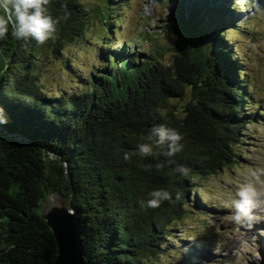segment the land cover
Instances as JSON below:
<instances>
[{
  "label": "trees",
  "instance_id": "obj_1",
  "mask_svg": "<svg viewBox=\"0 0 264 264\" xmlns=\"http://www.w3.org/2000/svg\"><path fill=\"white\" fill-rule=\"evenodd\" d=\"M187 1L188 9L181 2L168 15L178 25L163 27L176 35L170 61L160 44L110 52L115 47L109 35L123 24L126 0H105L102 10L83 0H49L48 10L59 21L53 39L38 45L9 33L0 40V264H55L58 245L41 208L51 195L76 207L87 264H188L180 252L177 262L170 259L174 226L194 206L204 211L191 195L198 182L238 161L235 146L245 139L253 103L252 83L226 32L238 24L225 18L221 2ZM95 18L106 27L99 42L109 51L101 52L104 65L52 93L40 79L48 52L61 57ZM70 60L67 69L75 65ZM162 123L183 133L181 153L143 160L153 165L150 171L138 167L134 155L124 159ZM158 162L164 163L160 170ZM176 164L187 165L189 175L174 173ZM155 187H167L173 200L141 208Z\"/></svg>",
  "mask_w": 264,
  "mask_h": 264
},
{
  "label": "rangeland",
  "instance_id": "obj_2",
  "mask_svg": "<svg viewBox=\"0 0 264 264\" xmlns=\"http://www.w3.org/2000/svg\"><path fill=\"white\" fill-rule=\"evenodd\" d=\"M212 1V0H209ZM91 9L102 10L105 0H83ZM129 8L120 16L123 24L113 27L112 43L114 50L128 47L133 51H146L160 44L165 61H170L171 46L175 34L167 28L177 26V21L168 18L175 12L177 4L183 2L188 9L187 0H126ZM188 2V3H187ZM201 2V1H200ZM227 20H233L238 28L227 29L229 43L239 54L244 65L246 79L252 83L248 89L253 104L245 116L244 140L235 146L237 162L215 175L200 180L198 190L191 195L197 199L202 213L192 206L191 214L174 226L176 238L171 239L174 253L188 256V264H264V205L253 209V219L237 223L231 219V209L225 205L230 200L235 187L242 181L256 178L264 182V0H213L220 3ZM198 4V3H197ZM238 6V9L234 8ZM110 20V19H109ZM93 25V26H92ZM100 18L89 25L83 39L68 43L62 56L49 51L44 60L41 81L52 93L70 89L78 83L79 76L87 75L99 65L105 53L99 44L100 37L106 33ZM149 38H148V37ZM134 37L145 41L137 45L131 43ZM101 52L103 53L101 56ZM106 55V54H105ZM74 61L66 68L67 59ZM240 155V158H239ZM198 197V198H197Z\"/></svg>",
  "mask_w": 264,
  "mask_h": 264
},
{
  "label": "clouds",
  "instance_id": "obj_3",
  "mask_svg": "<svg viewBox=\"0 0 264 264\" xmlns=\"http://www.w3.org/2000/svg\"><path fill=\"white\" fill-rule=\"evenodd\" d=\"M48 4L49 0H0V40L9 33L17 41L34 40L38 45H45L53 39L59 21L50 14ZM183 140L184 135L179 129L162 123L143 135L132 152L124 154V159L130 160L134 155L140 160L137 166L150 171L153 165L144 164L143 160L152 157L159 161L161 156L174 158L184 150ZM168 163L175 161L169 159ZM154 166L160 170L164 163L158 162ZM172 171L186 177L190 169L185 164H176ZM256 176L253 173V179L245 178L239 183L225 205L231 209V219L237 223L253 219V209L264 205V182ZM172 200L173 194L167 187H155L147 191L140 206L145 210L157 209L165 201Z\"/></svg>",
  "mask_w": 264,
  "mask_h": 264
},
{
  "label": "water",
  "instance_id": "obj_4",
  "mask_svg": "<svg viewBox=\"0 0 264 264\" xmlns=\"http://www.w3.org/2000/svg\"><path fill=\"white\" fill-rule=\"evenodd\" d=\"M8 136L30 144L22 135L9 133ZM41 208L58 245L55 264H87L82 240L83 225L76 207L62 195H51Z\"/></svg>",
  "mask_w": 264,
  "mask_h": 264
}]
</instances>
